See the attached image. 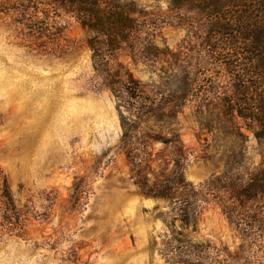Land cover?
Returning <instances> with one entry per match:
<instances>
[{
  "label": "rangeland",
  "instance_id": "374dc122",
  "mask_svg": "<svg viewBox=\"0 0 264 264\" xmlns=\"http://www.w3.org/2000/svg\"><path fill=\"white\" fill-rule=\"evenodd\" d=\"M122 1L147 27L99 62L92 34L53 0H0V264H264L252 211L231 218L219 189L264 167V143L242 121L227 124L232 81L208 53L205 19L170 0ZM114 72L132 75L167 116L142 128L178 133L185 147L184 178L204 199L187 224L131 177L118 110L129 106L121 84L109 89ZM160 152L171 158L172 148L159 142Z\"/></svg>",
  "mask_w": 264,
  "mask_h": 264
},
{
  "label": "trees",
  "instance_id": "16d2710c",
  "mask_svg": "<svg viewBox=\"0 0 264 264\" xmlns=\"http://www.w3.org/2000/svg\"><path fill=\"white\" fill-rule=\"evenodd\" d=\"M53 2L73 14L83 29L92 34L88 46L99 62H106L147 27L145 15L134 1ZM170 7L195 12L205 19L208 53L224 67L232 81V94L223 99L227 124L236 128L242 121L264 143V0H170ZM107 81L110 91L114 92L121 84L127 96L129 107L118 108L122 128L120 151L130 165L134 183L142 196L178 206V216L187 224L190 213L195 211L193 207L204 199H200L199 193L184 178L185 147L178 133H171V139H163L153 135L152 129L142 128L152 121L160 125L167 116L132 75L123 79L116 72L108 73ZM192 89L193 83L187 75L176 102L179 100L183 106ZM159 142L165 149L172 148L171 158L164 152L154 157V145ZM154 164L159 167L158 171L153 168ZM220 182L219 189L226 192L221 204L223 212L245 222L244 214L251 210L247 216L253 228L263 233L264 167L249 174L246 181Z\"/></svg>",
  "mask_w": 264,
  "mask_h": 264
}]
</instances>
